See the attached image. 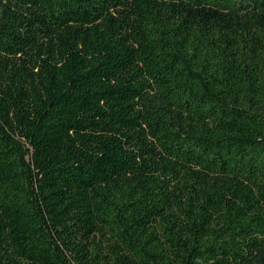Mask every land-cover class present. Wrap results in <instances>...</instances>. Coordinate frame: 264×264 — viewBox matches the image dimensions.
I'll use <instances>...</instances> for the list:
<instances>
[{
	"label": "trees",
	"instance_id": "obj_1",
	"mask_svg": "<svg viewBox=\"0 0 264 264\" xmlns=\"http://www.w3.org/2000/svg\"><path fill=\"white\" fill-rule=\"evenodd\" d=\"M0 264H264V0H0Z\"/></svg>",
	"mask_w": 264,
	"mask_h": 264
}]
</instances>
